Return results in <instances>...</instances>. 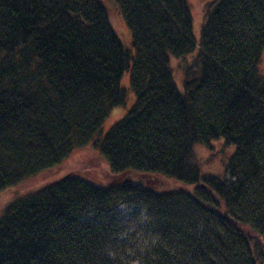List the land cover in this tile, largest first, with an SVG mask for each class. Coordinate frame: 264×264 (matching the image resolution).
Segmentation results:
<instances>
[{"label":"trees","instance_id":"trees-1","mask_svg":"<svg viewBox=\"0 0 264 264\" xmlns=\"http://www.w3.org/2000/svg\"><path fill=\"white\" fill-rule=\"evenodd\" d=\"M109 1L134 54L102 0H0V192L92 143L114 176L178 188L66 177L7 205L0 264H117L120 205L159 221L145 264H264V0H204L198 41L187 0ZM195 53L180 93L170 60ZM125 73L135 103L100 138ZM219 139L234 148L224 177L203 175L195 149Z\"/></svg>","mask_w":264,"mask_h":264},{"label":"rangeland","instance_id":"rangeland-1","mask_svg":"<svg viewBox=\"0 0 264 264\" xmlns=\"http://www.w3.org/2000/svg\"><path fill=\"white\" fill-rule=\"evenodd\" d=\"M187 1L192 12L194 37L198 41L204 20L205 2L204 0ZM102 2L108 11L110 24L124 49L134 54L131 32L120 15L118 7L109 0H102ZM195 56L196 53L182 60L174 57L170 60L174 81L180 93L184 92L183 69L193 62ZM259 71L264 76V52ZM121 87L126 91L125 105L111 110L101 128L100 138H103L115 124L121 121L135 103V95L130 87L129 73L123 75ZM233 151V147L225 146L223 139L213 142L210 148L197 147L195 157L200 164L201 173L223 178L226 163ZM66 177L79 178L101 188L119 185L124 179H131L134 183H147L158 193H167L178 188L168 178L157 179L136 174L114 176L92 143L73 152L54 169L25 179L18 185L0 192V215L9 203L44 189ZM117 213L119 225L110 247L112 260L117 264H145V260L153 254L160 236L161 227L155 213L143 205H120Z\"/></svg>","mask_w":264,"mask_h":264}]
</instances>
